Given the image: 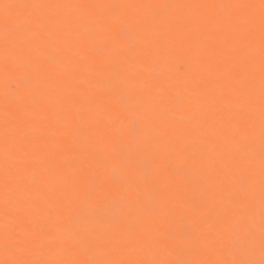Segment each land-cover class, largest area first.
Instances as JSON below:
<instances>
[{"label": "bare ground", "instance_id": "1", "mask_svg": "<svg viewBox=\"0 0 264 264\" xmlns=\"http://www.w3.org/2000/svg\"><path fill=\"white\" fill-rule=\"evenodd\" d=\"M0 264H264V0H0Z\"/></svg>", "mask_w": 264, "mask_h": 264}]
</instances>
